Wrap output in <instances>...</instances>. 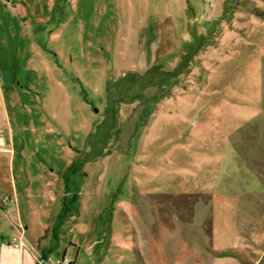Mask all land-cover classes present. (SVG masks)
I'll list each match as a JSON object with an SVG mask.
<instances>
[{
    "label": "rangeland",
    "instance_id": "1",
    "mask_svg": "<svg viewBox=\"0 0 264 264\" xmlns=\"http://www.w3.org/2000/svg\"><path fill=\"white\" fill-rule=\"evenodd\" d=\"M0 78V192L13 191L12 157L19 188L52 173L67 193L101 189L96 229L74 196L54 203L69 206L56 259L123 233L113 207L149 190L264 195V0H0ZM249 172L263 177L225 175ZM222 221L212 250L227 247Z\"/></svg>",
    "mask_w": 264,
    "mask_h": 264
},
{
    "label": "crops",
    "instance_id": "2",
    "mask_svg": "<svg viewBox=\"0 0 264 264\" xmlns=\"http://www.w3.org/2000/svg\"><path fill=\"white\" fill-rule=\"evenodd\" d=\"M1 97L3 90L0 78ZM0 140L6 146V139L1 136ZM1 147V152L8 151ZM14 160L10 158L8 167L11 174L9 184L14 193L0 192V198L10 197L9 201L0 204V264H35V253L38 252L52 256L54 241L60 238L56 230L61 216L69 210L65 202L70 195L74 196L73 206L79 210L78 223L85 228H97L95 217L101 214L97 212L95 203L100 201L97 198L100 197L101 189H91L87 194L85 190L67 193L61 184L54 183L56 178L52 173L41 177L44 183L40 186L36 185L40 177L34 175L19 188L14 177ZM225 175L230 179L243 180H251L254 176L263 177L256 172ZM232 187L224 186L222 190L206 187L192 192L157 190L159 193L153 189L141 195L138 207L132 206L131 200L117 203L111 213V224L123 223L124 232L112 231L107 241L98 235L84 241L82 245L80 242L79 245L70 242V245L78 249L76 259L67 258L68 249H65L63 258L70 260L71 264H77L81 259L88 264L261 263L264 261V228L261 227L264 218L263 190H258V185L250 186L252 189L243 187L239 191ZM215 195L221 199L220 203L215 202ZM40 196L46 198L49 204L41 202L36 206L33 198ZM63 197L65 208L62 207V212L54 214V203H63ZM143 199H147V202L142 203ZM86 212H93V223H87ZM218 212H222L223 219L220 235L223 239L229 236L228 241L225 240L227 247L224 250L211 249H214L216 242ZM226 220H235V226ZM20 233L25 236V251L12 245V239ZM192 246L200 251H195Z\"/></svg>",
    "mask_w": 264,
    "mask_h": 264
},
{
    "label": "built area",
    "instance_id": "3",
    "mask_svg": "<svg viewBox=\"0 0 264 264\" xmlns=\"http://www.w3.org/2000/svg\"><path fill=\"white\" fill-rule=\"evenodd\" d=\"M10 200L9 196H2L0 198V204L2 203H6L7 201ZM12 245L17 248L20 249L22 251H25L27 249L26 243H25V236L23 233H20L19 236H17L16 238L12 239ZM35 261L36 264H70V261L64 259H56L53 256H40V257H35Z\"/></svg>",
    "mask_w": 264,
    "mask_h": 264
},
{
    "label": "water",
    "instance_id": "4",
    "mask_svg": "<svg viewBox=\"0 0 264 264\" xmlns=\"http://www.w3.org/2000/svg\"><path fill=\"white\" fill-rule=\"evenodd\" d=\"M8 2L10 1V0H7Z\"/></svg>",
    "mask_w": 264,
    "mask_h": 264
},
{
    "label": "trees",
    "instance_id": "5",
    "mask_svg": "<svg viewBox=\"0 0 264 264\" xmlns=\"http://www.w3.org/2000/svg\"><path fill=\"white\" fill-rule=\"evenodd\" d=\"M71 264V263H70Z\"/></svg>",
    "mask_w": 264,
    "mask_h": 264
}]
</instances>
